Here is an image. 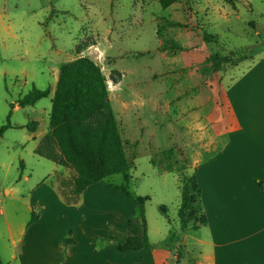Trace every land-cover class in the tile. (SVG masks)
I'll use <instances>...</instances> for the list:
<instances>
[{
	"label": "rangeland",
	"instance_id": "rangeland-1",
	"mask_svg": "<svg viewBox=\"0 0 264 264\" xmlns=\"http://www.w3.org/2000/svg\"><path fill=\"white\" fill-rule=\"evenodd\" d=\"M204 33L216 42H206ZM252 51L257 54L250 57ZM231 53L246 60L220 72L209 69L211 55ZM262 55L264 0H181L166 9L158 0H0V128L10 124L0 135L2 264H17L10 260L9 241L20 228L32 235L40 227L33 260L48 264L66 228H76L72 240L74 230L101 235L108 222L130 216L135 204L115 187L149 198L145 217L150 245L176 250L183 236L177 216L179 181L196 178L199 162L213 155V147L204 143L230 122L226 93L231 80ZM79 58L93 61L104 76L107 101L131 165L126 175L104 177L80 197L69 198L65 185L61 195L57 188L68 171L35 153L36 140L25 126L39 121V132L46 130L49 95L60 67ZM33 88L47 97L18 107ZM42 207L47 211L40 222L26 228L31 212L41 216ZM186 253L182 250V261L190 264L193 254Z\"/></svg>",
	"mask_w": 264,
	"mask_h": 264
},
{
	"label": "crops",
	"instance_id": "crops-1",
	"mask_svg": "<svg viewBox=\"0 0 264 264\" xmlns=\"http://www.w3.org/2000/svg\"><path fill=\"white\" fill-rule=\"evenodd\" d=\"M248 63L243 73L231 80L226 93L230 122L223 132L207 137L204 146L213 147V155L201 160L196 168L200 206L206 223L196 230L188 229L176 243V250L158 251L151 244L149 249L120 253L108 236L124 232L127 221L137 215L135 207L130 216H118L116 221L108 222L101 235H89L85 230L78 235L74 230L72 240L70 233L76 228H66L59 234L57 250L49 256L48 264H188L182 261L179 249L193 254L194 264H264V55ZM53 95L54 91L49 95L50 112ZM123 109L127 110V105ZM36 122V131L29 132L36 140L35 153L49 134V124L46 130L39 132L41 126L39 121ZM221 136L223 138H218ZM64 168L68 177H59V173L54 172L59 177V194L65 185L69 198L80 197L81 193L74 192L73 171ZM63 203L72 208L66 199ZM85 205L78 208L79 211ZM46 209L42 207L41 216L33 210L31 215L37 214L38 220L28 222L26 228L39 223ZM86 220V215L81 214V221ZM39 228L35 227L36 231ZM35 232L27 235L26 229L20 228L18 237L10 238V260L17 264H35L33 259L40 239ZM64 239L70 242L67 248L63 247Z\"/></svg>",
	"mask_w": 264,
	"mask_h": 264
},
{
	"label": "trees",
	"instance_id": "trees-1",
	"mask_svg": "<svg viewBox=\"0 0 264 264\" xmlns=\"http://www.w3.org/2000/svg\"><path fill=\"white\" fill-rule=\"evenodd\" d=\"M158 1L160 6L166 9L181 0ZM204 40L208 43L216 42L215 37L208 33H204ZM255 54L257 52L252 51L249 56L253 57ZM234 57V53L226 57L214 54L207 58L206 63L210 70L220 72L226 66L234 67L246 60L243 56ZM46 97L47 92L33 88L18 100L17 105L20 108L34 106ZM10 115L11 112L7 119ZM37 125V122H30L25 128L34 133ZM8 128L9 122L0 128V135ZM36 153L73 171L76 194L82 193L104 177L125 174L131 165L107 101L104 76L90 59L79 58L60 67L49 118V134L41 141ZM166 169L173 171L170 166ZM179 183L180 206L177 216L181 232L184 234L188 229L196 230L205 224L206 218L200 206V191L195 176L183 178ZM115 190L123 192L138 211L135 218L127 221L123 233H110L108 239L115 243L120 253L151 248L145 219V203L149 198L134 197L123 187H115ZM160 210L166 215L164 206L160 207ZM37 220L38 215L32 213L30 223ZM168 236L172 239L175 232L169 231ZM65 243L70 244L69 240H65ZM179 252H182V249H179ZM189 262L194 264L190 258Z\"/></svg>",
	"mask_w": 264,
	"mask_h": 264
}]
</instances>
